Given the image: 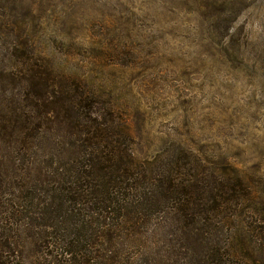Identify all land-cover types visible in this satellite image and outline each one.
Instances as JSON below:
<instances>
[{
  "label": "trees",
  "instance_id": "16d2710c",
  "mask_svg": "<svg viewBox=\"0 0 264 264\" xmlns=\"http://www.w3.org/2000/svg\"><path fill=\"white\" fill-rule=\"evenodd\" d=\"M30 67L25 102L0 100V264H264L237 168L191 147L138 159L109 96Z\"/></svg>",
  "mask_w": 264,
  "mask_h": 264
},
{
  "label": "rangeland",
  "instance_id": "374dc122",
  "mask_svg": "<svg viewBox=\"0 0 264 264\" xmlns=\"http://www.w3.org/2000/svg\"><path fill=\"white\" fill-rule=\"evenodd\" d=\"M27 66L109 96L136 158L191 147L264 205V0H0L3 104L30 89Z\"/></svg>",
  "mask_w": 264,
  "mask_h": 264
}]
</instances>
